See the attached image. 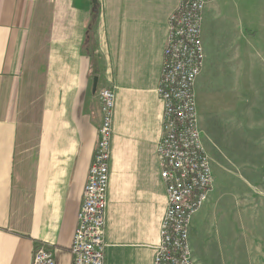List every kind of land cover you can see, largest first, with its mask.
Here are the masks:
<instances>
[{"label": "crops", "instance_id": "1", "mask_svg": "<svg viewBox=\"0 0 264 264\" xmlns=\"http://www.w3.org/2000/svg\"><path fill=\"white\" fill-rule=\"evenodd\" d=\"M179 5L0 0V264H33L39 248L52 251L57 264H73L102 88L116 93L105 264H154L167 205L158 86L169 17ZM202 37L195 90L205 147L225 157L236 150L242 180L236 217H221V225L205 217L206 206L193 226L206 254L217 247L210 238L228 237L231 246L233 236L236 264H264V177L244 176L264 174V101L256 100L264 95V0H208Z\"/></svg>", "mask_w": 264, "mask_h": 264}, {"label": "built area", "instance_id": "2", "mask_svg": "<svg viewBox=\"0 0 264 264\" xmlns=\"http://www.w3.org/2000/svg\"><path fill=\"white\" fill-rule=\"evenodd\" d=\"M207 4L208 0H180L178 9L169 17V35L158 86L165 111L157 145L168 204L154 264H197L189 224L214 188V174L202 143L194 88L205 62L202 23ZM100 101L99 138L70 246L73 264H105L106 259L105 210L116 103L114 89L102 88ZM55 259L52 251L39 248L34 252L33 264H56Z\"/></svg>", "mask_w": 264, "mask_h": 264}, {"label": "rangeland", "instance_id": "3", "mask_svg": "<svg viewBox=\"0 0 264 264\" xmlns=\"http://www.w3.org/2000/svg\"><path fill=\"white\" fill-rule=\"evenodd\" d=\"M202 67L204 68V66H202ZM202 71H203V69H202ZM201 73H200V75H201ZM200 75L198 76L196 83H198L197 81H198ZM196 83H195L194 88L196 87ZM196 90H197V88H196ZM196 90H195V95L197 96L196 97V105H197L196 107L198 109V115L200 116V111H201L200 109L202 106L200 99H202V95L199 94V91H197V94H196ZM100 91H99V99H100ZM256 100H257V102L262 103L264 101V95H257ZM101 106H102V104H101ZM164 111H165V107H164ZM234 112H236V111H234ZM202 134H203V132H202ZM235 139H236V133H235ZM202 143L205 146L207 145V141L205 140L204 134H203V138H202ZM111 144H112V142H111ZM206 152L208 154V158H209V161L211 163V169L214 173L215 185H214L213 190L209 194L211 201L208 203V201L210 200V198H209L202 205V207L196 212V215L199 212L203 211V209L206 206H208L209 211H208V213H206L205 217H217L218 220L221 221L220 224L225 225V222L221 220V217H225L224 219H226V217H236V181L242 180L241 176L239 174L236 175V150L231 151L229 154V157H225L224 153L219 154L218 152L215 155V153L212 151H209V149ZM244 176L247 178L250 177L253 180H259L262 177H264V174L259 175V174H255V173H245ZM108 190H109V187H108ZM83 195H84V191H83ZM107 199H108V201H107L106 210H105L106 217H107V209H108V202H109V194H107ZM166 204H168L167 185H166ZM81 207H82V204H81ZM80 210H81V208H80ZM166 210H167V205H166V209H165L164 215H163L161 223H160V227L163 224V220L165 217ZM193 218H194V216L192 217V220L190 221V224H189L190 229L189 230H190V233H192L191 246H192L193 256L195 257L196 263L197 264H236V238L233 236L229 238L231 246L228 245V240H227L228 237L226 238L224 236H221V238L219 239L220 242L217 241L218 238H215V237L210 238V241H213V240L216 241L214 246H217V247H215L213 249L214 252H210V253L206 254L205 253V245H204L205 240H204V238L203 239L201 238L200 233H198L196 230L197 228H195V226H193ZM160 235H161V229L159 232L158 245L161 242V236ZM235 235H236V233H235ZM193 236H194V239H197L196 241L193 239ZM105 237H106V234H105ZM105 240H106V238H105ZM105 243H106V249H107V241H105ZM158 245L156 247V250L158 248ZM225 249L227 250L226 253L224 252ZM55 260H56V264H57V259H55Z\"/></svg>", "mask_w": 264, "mask_h": 264}, {"label": "water", "instance_id": "4", "mask_svg": "<svg viewBox=\"0 0 264 264\" xmlns=\"http://www.w3.org/2000/svg\"><path fill=\"white\" fill-rule=\"evenodd\" d=\"M94 4H98V0H93ZM97 79L95 78L94 90H96Z\"/></svg>", "mask_w": 264, "mask_h": 264}, {"label": "trees", "instance_id": "5", "mask_svg": "<svg viewBox=\"0 0 264 264\" xmlns=\"http://www.w3.org/2000/svg\"><path fill=\"white\" fill-rule=\"evenodd\" d=\"M96 8H98V5H97V7Z\"/></svg>", "mask_w": 264, "mask_h": 264}]
</instances>
